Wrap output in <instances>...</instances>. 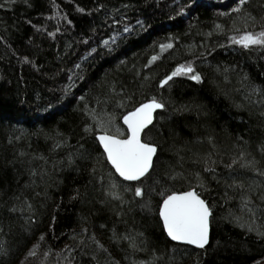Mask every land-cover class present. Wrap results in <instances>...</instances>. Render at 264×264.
Listing matches in <instances>:
<instances>
[{"label": "trees", "instance_id": "1", "mask_svg": "<svg viewBox=\"0 0 264 264\" xmlns=\"http://www.w3.org/2000/svg\"><path fill=\"white\" fill-rule=\"evenodd\" d=\"M237 3L0 0V246L7 250L0 264H21L41 234L45 241L38 255L25 264H264V238L247 228L264 232V176L239 164L224 167L243 151L264 171V91H252L253 86L264 89V47L245 49L229 41L233 21L244 30L247 13L256 18L247 20V30H260L264 0H250L240 14L232 11ZM168 43L173 47L161 50ZM153 56L158 59L152 61ZM186 61L194 63L205 82L181 76L170 82L171 88H160V79ZM158 94L188 110L163 113L157 136L163 154L153 173L161 183L146 180L145 197H134L125 188L139 182L123 181L109 165L95 139L100 128L89 112L104 118L111 114L110 132L119 128L127 134L122 116ZM121 99L123 108L117 106ZM89 125L92 132L85 131ZM205 161L216 162L211 165L215 179L204 171ZM177 173L175 180L168 178ZM195 173L204 178V196L213 205L205 249L173 243L158 215V193L197 186ZM113 183L118 187L112 189ZM234 183L244 189L228 187ZM150 186L155 191L149 192ZM76 190L79 197L73 198ZM244 194L254 201V216L243 208ZM147 201L150 210L143 207ZM13 206L24 211L12 212ZM93 234L107 251L89 238ZM126 235L136 248L122 239Z\"/></svg>", "mask_w": 264, "mask_h": 264}, {"label": "snow or ice", "instance_id": "2", "mask_svg": "<svg viewBox=\"0 0 264 264\" xmlns=\"http://www.w3.org/2000/svg\"><path fill=\"white\" fill-rule=\"evenodd\" d=\"M9 2H14V0H9ZM250 3V0H238L237 7L232 9L233 12L240 14L244 12V6ZM4 5L0 4V7ZM102 7V5H101ZM264 7V5H261ZM80 12H84V8L78 9ZM184 7L180 8V12H184ZM224 15H227L225 13ZM245 18V28L240 30L235 28V21H233V35L229 37V41L232 44H237L245 49L251 48L253 46L264 47V24H261L259 31H250L248 29L247 20L255 21V17H252L250 13H247ZM261 20H264V16L261 17ZM70 24L71 21L69 20ZM137 24H140L143 27V21L137 20ZM216 29L223 32L224 26L221 24L216 25ZM59 31V29H57ZM124 32H128L129 28L125 26L123 29ZM55 32L49 33L50 36H55ZM208 35H211L209 33ZM114 39V38H113ZM105 45H108L109 41H103ZM173 44H161V50L172 48ZM95 51V49H92ZM158 57L153 56L152 61H156ZM25 61H28V57H24ZM77 67H79L77 65ZM219 71V69H217ZM187 77L192 81H195L198 84H203L205 82L204 75L197 71L194 63L192 61H186L184 63L178 64L169 74H166L159 81V87L171 88V83L174 82L176 77ZM112 92H115V89H111ZM252 91L255 93H261L264 89L260 87L253 86ZM248 99V97H245ZM83 100L84 97H81ZM130 99V97L128 98ZM101 103V101H97ZM117 106L123 108L125 105L123 99L117 102ZM169 108H172L173 111L180 112L188 110L187 106L182 105L180 108H175L171 100H166L163 94L153 95L142 102H139L137 105H134L131 110L127 111L126 114L122 116L124 125L127 126V134L122 132L119 128L116 129L115 134L110 132V128L113 126L114 117L111 114L107 115V118L99 116L95 111L89 112V115L96 120L97 126L100 128V133L95 136V139L98 140L99 144L103 148V154L105 155L106 160L111 164L112 168L118 173L119 177H122L126 181H138L140 186H134L131 188H125V191H131L134 197H145V189L143 187L144 183L148 179H153V173L155 172L157 164L160 162V157L163 154V147L160 141L157 139V136H160L162 129L159 127L161 121L164 120L163 113L168 111ZM264 115V113H262ZM85 131L92 132L93 128L91 125L85 128ZM211 137L209 141L211 142ZM242 140L243 137H240ZM55 147H60V144H57ZM215 147V145H213ZM260 151L264 153V144H261ZM24 155V153H21ZM245 153L241 151L238 157L231 159L229 163H224L226 169H233L234 165L239 164L241 168L250 169L260 176H264V171L257 167L258 162L255 159L248 160L245 158ZM85 159L87 157H84ZM41 159H44L41 157ZM69 163H74V161L69 158ZM215 161H205L204 171L212 174V178L215 179ZM223 163V161H221ZM92 173L95 174L96 168L91 169ZM35 170L31 172V175H36ZM168 175V174H166ZM181 174L168 175L170 180H175L177 176ZM194 176L200 181L197 186L193 187L189 185L187 190L177 191L165 189L158 193L162 197V202L159 205L158 215L162 220V226L167 237L177 244H186L193 245L200 249H205L206 245L209 244L210 238V226L213 222V205H211L208 199L205 198L204 193L208 191L204 178L200 173H195ZM103 179V177H100ZM218 182V181H217ZM155 185H159L161 181L159 179H153ZM118 185L113 183L111 185L112 189L117 188ZM228 187H238L244 189L242 183H234L233 185H228ZM199 189V190H198ZM149 192L155 191V188L149 187ZM109 195L113 196L117 200H122V197L119 193L115 191H109ZM79 197V190H76V195L73 198ZM261 199L264 200V196H261ZM241 201L243 208L246 209L253 216L256 214L253 207L254 201L251 196L244 194L241 196ZM143 207L149 208L150 210V201H147L143 204ZM259 206H256L258 209ZM32 206L29 204L28 209L31 210ZM12 212L24 211V209L17 208L13 206L9 209ZM236 221H240V217H234ZM55 220V217H53ZM29 222H34L32 217H29ZM241 227H245V223L240 224ZM103 227V225H102ZM248 231H255L257 236L264 238V232H261L255 228H252L251 225H247ZM2 231V229H0ZM84 233H87V229H82ZM139 235L143 236V233ZM73 239H75V233L73 234ZM93 242H95L99 248H104V245L96 240L94 234L89 237ZM122 239L132 241V247L136 248L134 238L131 236H124ZM37 244L33 245L31 249L27 252L25 260L21 261V264H25L29 258H34L38 255V249L41 247V242L45 241V234H41ZM80 244H83V240H80L77 247ZM65 249L71 253L73 251L71 245H66ZM63 251V250H62ZM7 250L3 249L0 246V255H6ZM51 254V249L46 255ZM59 264V261H57ZM70 264V262H69ZM197 264H200L197 261ZM255 264H261L260 261H256Z\"/></svg>", "mask_w": 264, "mask_h": 264}, {"label": "water", "instance_id": "3", "mask_svg": "<svg viewBox=\"0 0 264 264\" xmlns=\"http://www.w3.org/2000/svg\"><path fill=\"white\" fill-rule=\"evenodd\" d=\"M123 122V121H122ZM123 125H124V123H123ZM125 126V128L127 129V126L126 125H124ZM101 146V145H100ZM101 148H102V146H101ZM102 150H103V148H102ZM109 163V162H108ZM109 165L111 166V164L109 163ZM112 167V166H111ZM113 169V168H112ZM114 170V169H113ZM115 171V170H114ZM116 173V172H115ZM117 175H118V173H116ZM119 176V175H118ZM120 179H122L123 181H125V182H128V183H138V181H126V180H124L122 177H119ZM209 240H210V238H209ZM173 242V241H172ZM173 243H175V244H177L176 242H173ZM177 245H181V246H187V247H191V248H195V249H200V248H198V247H196V246H193V245H186V244H177ZM208 245H206V247H207ZM205 247V248H206Z\"/></svg>", "mask_w": 264, "mask_h": 264}]
</instances>
